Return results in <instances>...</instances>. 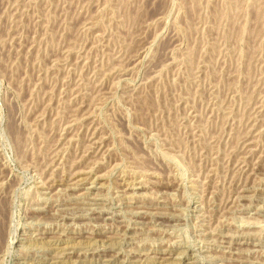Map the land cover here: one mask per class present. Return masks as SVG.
Instances as JSON below:
<instances>
[{
  "label": "rangeland",
  "instance_id": "374dc122",
  "mask_svg": "<svg viewBox=\"0 0 264 264\" xmlns=\"http://www.w3.org/2000/svg\"><path fill=\"white\" fill-rule=\"evenodd\" d=\"M0 222V264H264V0H0Z\"/></svg>",
  "mask_w": 264,
  "mask_h": 264
},
{
  "label": "bare ground",
  "instance_id": "6f19581e",
  "mask_svg": "<svg viewBox=\"0 0 264 264\" xmlns=\"http://www.w3.org/2000/svg\"><path fill=\"white\" fill-rule=\"evenodd\" d=\"M155 193H156V192H155ZM82 194H83V193H82ZM2 202H3V201H2ZM4 205H5V204H4ZM1 208H2V207H1ZM1 212H3V211H1ZM4 219H5V218H4ZM4 219H3V220H4ZM1 227H2V226H1V222H0V240L3 239L2 237H3V235H4V234H3L4 231H2L3 228H2V230H1ZM248 232H249V231H248ZM6 233H8V232H6ZM102 236H103V235H102ZM5 238H6V236H5ZM99 238H100V237H99ZM168 239H169V238H168ZM52 244H53V243H52ZM170 244H171V243H170ZM169 252H170V251H169ZM167 256H168V255H167ZM163 257H164V256H163ZM169 257H170V256H169ZM164 259H166V258L164 257ZM160 264H161V263H160Z\"/></svg>",
  "mask_w": 264,
  "mask_h": 264
}]
</instances>
